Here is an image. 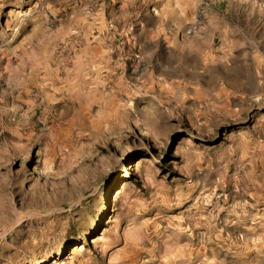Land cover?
Instances as JSON below:
<instances>
[{"label":"rangeland","instance_id":"rangeland-1","mask_svg":"<svg viewBox=\"0 0 264 264\" xmlns=\"http://www.w3.org/2000/svg\"><path fill=\"white\" fill-rule=\"evenodd\" d=\"M0 264H264V0H0Z\"/></svg>","mask_w":264,"mask_h":264},{"label":"bare ground","instance_id":"bare-ground-1","mask_svg":"<svg viewBox=\"0 0 264 264\" xmlns=\"http://www.w3.org/2000/svg\"><path fill=\"white\" fill-rule=\"evenodd\" d=\"M139 164H137L135 167L138 168Z\"/></svg>","mask_w":264,"mask_h":264}]
</instances>
